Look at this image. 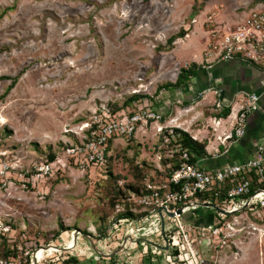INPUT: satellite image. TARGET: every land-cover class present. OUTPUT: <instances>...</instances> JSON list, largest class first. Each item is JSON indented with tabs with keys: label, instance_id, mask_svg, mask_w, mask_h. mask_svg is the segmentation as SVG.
I'll use <instances>...</instances> for the list:
<instances>
[{
	"label": "rangeland",
	"instance_id": "1",
	"mask_svg": "<svg viewBox=\"0 0 264 264\" xmlns=\"http://www.w3.org/2000/svg\"><path fill=\"white\" fill-rule=\"evenodd\" d=\"M231 3L0 0V164L13 168L0 173V226L10 227L0 234V264H38L47 254L43 248H65L73 233L80 246L88 234L98 239L114 210L109 192L132 181L136 166L158 183L165 159L158 134L144 131L134 139L136 130L129 139L119 137L104 164L84 170L67 162L64 148L80 140L81 123L105 107L118 118L154 111L152 100L194 63L190 55L199 54L200 41L204 60ZM133 95L141 96L140 107ZM39 163L52 170L32 180ZM190 238L211 264H264V235L239 236L217 254Z\"/></svg>",
	"mask_w": 264,
	"mask_h": 264
},
{
	"label": "built area",
	"instance_id": "2",
	"mask_svg": "<svg viewBox=\"0 0 264 264\" xmlns=\"http://www.w3.org/2000/svg\"><path fill=\"white\" fill-rule=\"evenodd\" d=\"M205 56L201 63L203 68H210L216 61L235 58L264 66V7L252 10L241 22L218 32ZM258 100L256 94H249L243 99L234 118L233 130L222 139L218 138L221 142L244 134L246 118L258 109ZM213 106L217 112L223 107L220 101ZM161 118L160 113L152 110L135 111L118 118L105 107L104 111L81 123V139L66 144L65 158L69 164L82 170L100 166L110 158V141L111 146L119 137L129 139L138 124L158 123ZM155 131L161 136L165 159L176 158L177 167L168 176H162L158 183L146 178L145 188L140 194L127 192V200L134 204L128 208L133 216H118L127 209L122 204H116L107 221L109 230L97 234L98 250L93 249L89 256L100 257L102 254L112 260L111 264H209L204 254L194 248L191 233L199 247L210 246L216 254L235 246L239 236L264 235L262 224L256 221L264 217V142L256 145L252 155L242 162L206 169L199 165L197 159L191 162V154L179 144L170 145L172 128L159 124ZM49 163L35 166L31 179L49 175L52 170ZM171 165L167 163L162 170ZM10 169L13 168L9 164H0V173H9ZM252 183L258 186L253 191ZM199 210L207 212L210 220L194 223V220L200 219L197 215ZM9 228L0 226V234ZM55 250L43 248L42 252L47 254L42 262L38 260V264H78L67 255L57 256L59 252ZM115 250L113 258H110ZM30 261L33 262V259Z\"/></svg>",
	"mask_w": 264,
	"mask_h": 264
},
{
	"label": "crops",
	"instance_id": "3",
	"mask_svg": "<svg viewBox=\"0 0 264 264\" xmlns=\"http://www.w3.org/2000/svg\"><path fill=\"white\" fill-rule=\"evenodd\" d=\"M231 2L229 13L219 20L220 29L233 26L244 20L252 10H260L264 7V1L231 0ZM200 43L199 54L194 51L190 55L193 56L194 63L199 66L202 63L203 49ZM201 66L197 74L187 82L177 88H164L161 94L155 96L157 100H152V104L150 101L153 110L162 115L161 121L149 122V125H138L136 129L138 134L137 136L135 134L133 138L137 139L144 131H149L148 135L154 136L155 128L159 124L168 128H179L187 132L192 139L205 142V154L196 158L201 167L215 169L242 162L252 155L256 145L264 142V66L238 58L216 61L210 68ZM249 94H256L259 97L258 109L248 114L244 134L239 138L221 142L220 139L233 130L237 111L243 99ZM137 101L136 104L139 106L140 98ZM216 101L222 103V109L229 108V114L226 117H218L217 114L222 110L217 112L213 109ZM197 215L200 219L194 220V223L210 220V215L204 210L197 211ZM261 228L264 229V224ZM254 235L257 234L254 233ZM71 237L67 240L69 248H66V245L63 246L65 248L51 245L53 249H56L55 251L59 252L57 256L65 254L78 264H111L112 260L106 259L107 256L102 254L100 257L89 256L93 249L98 250L99 238L92 240L88 234L86 236L88 243L80 246L77 233H73ZM262 249H259L258 255L263 254ZM113 255L109 257L113 258ZM40 256L42 254L39 258Z\"/></svg>",
	"mask_w": 264,
	"mask_h": 264
},
{
	"label": "trees",
	"instance_id": "4",
	"mask_svg": "<svg viewBox=\"0 0 264 264\" xmlns=\"http://www.w3.org/2000/svg\"><path fill=\"white\" fill-rule=\"evenodd\" d=\"M145 1H148V0H145ZM253 1H264V0H253ZM180 36H182V34L172 36L171 38H169L167 40V42H169V44H170L172 42V40H174V38L180 37ZM199 69H200V66L196 65L195 63H191L188 67H185V68L182 67V68H180L179 73L177 74L175 82H173V83L167 82L164 84L163 87H175V88H177L180 85L187 82L191 77L195 76ZM132 98L133 99H139V98H141V96L140 95H133ZM228 114H229V108L225 107L217 115H218V117H226ZM165 132L166 131H164V133ZM172 132H173V134L169 136L170 145L177 143L181 146V148L187 150L191 154V157H190L191 162H194L197 157L205 154V150H204L205 142H198V141L192 139V137L187 132H185L179 128H172ZM159 140L161 142V136H159ZM110 143H111V141L109 142L108 148L110 147ZM48 158H49V160H54L55 156H54V154L53 155L49 154ZM167 163H172V165L170 168H167L164 170V172L161 174V176H163V177L168 176L169 173L174 168L177 167L176 158L163 159L162 160V164L164 165V168H165V165ZM107 174L110 178H114V182L117 181V179L119 178L117 175L116 176L113 175L110 172V170L107 171ZM132 176H133V180L125 183L123 187H120L117 184H115V187H113V192H109V195L106 198L107 202L110 203L112 208H115L116 204H122L125 206V208L127 210L124 213L119 214L118 216H120V215L133 216V214L128 211V208H130L134 204L130 203L127 200V198H128L127 192L132 191L136 194H140L145 188L144 182H145V179L148 177H146L145 173H143L142 171H140L138 169V166H136L134 168V170L132 171ZM149 181L154 182L150 178H149ZM257 187L258 186L255 183H252L251 190L253 191ZM256 221L258 224H264V217L262 220H256ZM59 230L65 231V230H67V228H64L63 226L60 225ZM71 261H73V260L71 259Z\"/></svg>",
	"mask_w": 264,
	"mask_h": 264
},
{
	"label": "bare ground",
	"instance_id": "5",
	"mask_svg": "<svg viewBox=\"0 0 264 264\" xmlns=\"http://www.w3.org/2000/svg\"><path fill=\"white\" fill-rule=\"evenodd\" d=\"M70 246H69V242L68 243H66V248H69ZM39 254H40V252H38L37 253V255L39 256Z\"/></svg>",
	"mask_w": 264,
	"mask_h": 264
},
{
	"label": "water",
	"instance_id": "6",
	"mask_svg": "<svg viewBox=\"0 0 264 264\" xmlns=\"http://www.w3.org/2000/svg\"><path fill=\"white\" fill-rule=\"evenodd\" d=\"M177 213H180V210H177ZM116 251H114L112 254H110V255H113L114 253H115Z\"/></svg>",
	"mask_w": 264,
	"mask_h": 264
}]
</instances>
